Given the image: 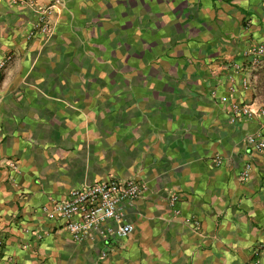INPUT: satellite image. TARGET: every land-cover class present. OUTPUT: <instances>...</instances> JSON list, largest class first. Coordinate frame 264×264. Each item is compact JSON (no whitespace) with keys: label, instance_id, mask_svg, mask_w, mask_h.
Segmentation results:
<instances>
[{"label":"crops","instance_id":"1","mask_svg":"<svg viewBox=\"0 0 264 264\" xmlns=\"http://www.w3.org/2000/svg\"><path fill=\"white\" fill-rule=\"evenodd\" d=\"M22 7L0 0V49L13 54L0 81V264H247L264 244V151L243 139L264 120L231 122L230 104L264 99L226 63L264 42V0H60L51 33L33 37ZM108 175L145 188L132 233L99 259L39 207Z\"/></svg>","mask_w":264,"mask_h":264},{"label":"built area","instance_id":"2","mask_svg":"<svg viewBox=\"0 0 264 264\" xmlns=\"http://www.w3.org/2000/svg\"><path fill=\"white\" fill-rule=\"evenodd\" d=\"M7 1L11 5L28 8L34 14L28 37L51 33L53 28L51 13L60 0H50L48 4H42L39 0ZM238 56L240 59L227 62L226 68L230 70L233 83L236 81L232 74H239V82L245 87L253 80H257V68L264 58V42L249 41ZM12 59L13 54L10 51L0 49V81ZM230 110L231 122L243 118L264 120V107L254 102H232ZM243 141L251 154L264 151L263 132L247 134ZM215 161L216 164L220 163L218 158ZM9 165L14 164L10 162ZM252 165L253 163L249 162L247 169L244 170V178ZM144 188V183L134 176L118 178L108 175L95 180H83L77 185L49 194L39 210L54 221L56 227L64 230L73 242L98 246L99 259H105L119 240L132 233V216L137 212ZM170 199L173 205L179 200V195L172 193ZM185 221L194 229H199L200 223L195 217L191 216ZM22 231L28 232V229L22 228ZM36 236L40 238L42 234L37 232ZM247 264H264V244L259 242L255 244Z\"/></svg>","mask_w":264,"mask_h":264},{"label":"trees","instance_id":"3","mask_svg":"<svg viewBox=\"0 0 264 264\" xmlns=\"http://www.w3.org/2000/svg\"><path fill=\"white\" fill-rule=\"evenodd\" d=\"M258 83H257V87L258 89L260 88L263 93H264V68H260L258 71Z\"/></svg>","mask_w":264,"mask_h":264},{"label":"rangeland","instance_id":"4","mask_svg":"<svg viewBox=\"0 0 264 264\" xmlns=\"http://www.w3.org/2000/svg\"><path fill=\"white\" fill-rule=\"evenodd\" d=\"M263 66H264V58L261 60V64H260V66L257 68V76L259 75L258 74V71H259V69L262 67L263 68ZM257 83H258V77H257ZM258 95H259V97H261L262 99H264V93H263V91L259 88L258 90Z\"/></svg>","mask_w":264,"mask_h":264}]
</instances>
